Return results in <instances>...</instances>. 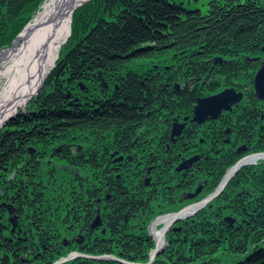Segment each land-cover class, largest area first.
I'll return each instance as SVG.
<instances>
[{
    "label": "trees",
    "instance_id": "1",
    "mask_svg": "<svg viewBox=\"0 0 264 264\" xmlns=\"http://www.w3.org/2000/svg\"><path fill=\"white\" fill-rule=\"evenodd\" d=\"M43 2L0 0V50ZM215 56L222 61L214 62ZM263 61L264 0H88L79 5L32 110L0 130V171H5L0 179L17 183L19 193L11 192L29 210L20 227L0 214V264H54L73 250L113 257L77 256L60 264L147 263L156 246L149 230L155 216L204 198L241 157L264 151V98L254 93ZM227 86L243 90L242 100L217 118L192 119L198 97ZM174 121L186 123L175 134L177 141L169 137ZM160 126L163 150L158 157L147 153L139 163L140 140ZM108 139L117 150L111 156L115 161L107 159L108 142L102 141ZM69 140L82 141L89 160L77 158V152L73 158L66 154L68 162L64 152L55 151ZM93 140L102 147L99 163L91 158ZM32 145L40 151L39 160L27 150ZM195 154L192 164L177 168ZM60 162L74 164L80 175L58 169ZM33 164L36 174L27 176ZM72 188L77 194L69 207L78 205L80 223L70 233L61 195ZM88 205L89 214L80 216ZM97 207L101 223L89 225ZM174 226L164 251L150 264H264V158L243 165L218 196ZM77 231L83 241L71 239Z\"/></svg>",
    "mask_w": 264,
    "mask_h": 264
},
{
    "label": "bare ground",
    "instance_id": "2",
    "mask_svg": "<svg viewBox=\"0 0 264 264\" xmlns=\"http://www.w3.org/2000/svg\"><path fill=\"white\" fill-rule=\"evenodd\" d=\"M86 0H46L9 47L0 50V128L42 87L67 39L73 9ZM259 158H251L250 163ZM170 215L158 218L168 222ZM155 235H160V230Z\"/></svg>",
    "mask_w": 264,
    "mask_h": 264
},
{
    "label": "flooded vegetation",
    "instance_id": "3",
    "mask_svg": "<svg viewBox=\"0 0 264 264\" xmlns=\"http://www.w3.org/2000/svg\"><path fill=\"white\" fill-rule=\"evenodd\" d=\"M175 123H181V122L174 121L172 127L170 128L169 137L173 141H177V137L180 135L179 133L182 132V130L184 129V127L186 125V123L184 122V126L182 127V129L178 133V136L175 137L176 135L172 133L173 132L172 130L174 128V124ZM166 128L169 129L168 126ZM161 132H162V126H160L159 129L156 132L152 131V132H150L148 134L146 133L144 135V138L142 140H140V144L142 145L141 150H143L144 152H143V154L139 155V157L141 158V159H139V163H141L143 160L148 159V155L155 154L156 157L159 156L158 152L163 150V134ZM152 133H153V135H151ZM137 139H138V137L135 138V141ZM102 142L103 143L108 142L107 145H104L105 149H108L109 152L111 153L110 156L107 157V159L110 160V161H115L116 160L115 157L111 158V156H113V155H115V153H117V150L114 151V150L111 149V146L113 145V142H110V139L104 140ZM91 143H92V155H91V158H92V160H95V162L97 161V163H99L98 162V160L100 158L99 154H100L101 149H102V147L100 146V140H93V141H91ZM167 145L169 146L170 144L167 143ZM28 148L31 149L32 160L33 159L39 160L40 158L38 156H36L38 154V152H40V151L37 150L38 149L37 146L36 145H32V146H30ZM54 149L57 152H62V153L64 152L63 153L64 155L68 154L71 158L75 157V154L77 152H78L77 153V158L84 157L85 160H89V158H90L89 156H86L85 153H83V142L82 141L69 140V141H66V142H61ZM147 153H148V155H147ZM40 156L42 157L43 155H40ZM50 156H54L53 152L50 153ZM118 157H119V159L122 160L124 158V155L120 154ZM128 158L130 160H132L133 159V154H128ZM45 159L47 161L52 160L51 157H45ZM153 159H156V158L153 157ZM65 160L68 161V162L72 161L70 158H67V155H66ZM68 162H60L57 165V168L58 169L67 170V171L71 172V174L76 175V176L80 175L79 168L77 166H75L74 164H70ZM74 162H76V161H74ZM60 165H64V167H60ZM65 166H73V167L76 168L77 171L75 172L72 168H68V167H65ZM31 168H32V171H31V173L27 172V176H30V175L34 176L36 174L35 171H34V164L31 165ZM109 170L112 171V168H109ZM95 171L97 173L96 177H98L99 176L98 175L99 170L95 169ZM13 172H14V175L12 176L11 179L15 180L19 172H18L17 169L14 170ZM4 173H5V171H0V176H2ZM51 173L52 174L55 173V170H54L53 167L51 168ZM72 180H77V178H73ZM146 180H149V178H146ZM16 184H17L16 182H13V184H9L8 180L2 181L0 179V214L7 213V216L9 218V220H11L15 226H19L20 227L21 225L24 226V221H25V217H26L25 215H26V212L29 211V210H27L23 206L21 207V204L19 202L17 203V201H16L17 199H16V196L14 195V193L11 192V191H13V192L15 191L17 193L21 189L20 187H16L15 188ZM72 187H75V185L72 184ZM63 189L65 190L66 187H64ZM98 190H99L98 183H96L95 184V188H94V193L96 195L95 202L99 201V197H97ZM75 193H76V190H74V188H72V189H70L68 191V193H67L68 195L67 196H62L61 195L62 199H64L65 206H67V209H68L67 214L65 215L64 221L69 223V226L71 228L70 231H69L70 233L73 230H76V227L80 223V219L76 218V215H75L76 207L78 205L77 206L72 205L71 207H69L71 205V202L75 201V196L77 194V193L76 194ZM88 208L89 207H86V209H85L86 212L85 211L83 213L81 212L80 216L84 217V215L85 216H86V214L88 215L89 214V213H87ZM96 212H97V214H96L94 219H96L98 214L100 215V208L99 207H97V211ZM28 216H30V215H28ZM28 222H30V221H28ZM94 230H97V228L94 229ZM76 233L78 235H76L74 237L72 236L71 239L72 240L83 241V239L85 237L84 234H82L81 231H79V232L77 231Z\"/></svg>",
    "mask_w": 264,
    "mask_h": 264
},
{
    "label": "water",
    "instance_id": "4",
    "mask_svg": "<svg viewBox=\"0 0 264 264\" xmlns=\"http://www.w3.org/2000/svg\"><path fill=\"white\" fill-rule=\"evenodd\" d=\"M86 1H88V0H86ZM78 6H76L72 12H74V10ZM212 60L214 62H218V61H222V58L220 56H215V57H213ZM254 93L258 98H260V99L264 98V61L261 63V65L259 66V68L257 69V71L255 73ZM243 96H244L243 90H237L234 86H227V87L223 88L222 90H220L216 93L198 97L196 102L193 105L192 119L197 121V122H203L207 119L217 118L218 116L221 115L223 110H231L232 106L234 104L238 103L239 101H241ZM19 114H21V113L16 112V115H19ZM14 116L15 115H12V117H14ZM183 126H184V122L175 123L174 128L172 130L173 131L172 133L178 134ZM27 150L31 152L30 148H27ZM254 157H256V158L264 157V151L249 153V154L241 157L235 164H233L229 168L228 173L225 175V177L223 178L221 184L217 187V189L215 191H213L212 193L208 194L207 196H205L204 198H202L201 200L189 203L188 205L182 207L181 209H179L177 211L162 214L161 216L170 215L171 217H170L169 221L165 224V226L162 228L160 235L155 239L156 247L151 251L150 260L147 263H141V262H128V263L129 264H150L153 261V259L155 258V256L159 252L164 250L165 245H166L165 244L166 243L165 232L171 226V223H173L176 220L182 219L184 217H189L194 212H196L198 209L203 207L209 200H211L215 195H217L225 187L228 179H230V177L237 170H239L243 165L250 163L249 160L251 158H254ZM197 158H198V154L193 155L189 158H186L177 166V168L178 169L186 168L190 164H192V162L194 160H196ZM60 167H64V165H60ZM65 167L72 168L75 172L77 171L76 168L73 166H65ZM13 175H14V172L10 175V177H12ZM200 189L201 188L198 187L197 191L194 194L199 192ZM194 194H189V195L193 196ZM159 217H160V215H159ZM228 219L231 220L229 217H228ZM94 222H95V225L100 223V215L99 214L96 217ZM12 230H14V227L12 228ZM80 254H83V253L73 251L70 254H68L66 257H62L61 259L57 260L54 264H60L61 262L66 261V260H68V259H70L76 255H80ZM96 257L101 258V257H113V256L110 254H104V255L96 256Z\"/></svg>",
    "mask_w": 264,
    "mask_h": 264
},
{
    "label": "rangeland",
    "instance_id": "5",
    "mask_svg": "<svg viewBox=\"0 0 264 264\" xmlns=\"http://www.w3.org/2000/svg\"><path fill=\"white\" fill-rule=\"evenodd\" d=\"M45 1H46V0H44V2H45ZM44 2H43V3H44ZM43 3H42V5H43ZM42 5L40 6V9L42 8ZM40 9H39V10H40ZM39 10H38V11H39ZM38 11H37V12H38ZM36 14H37V13H36ZM70 32H71V28H70ZM69 35H70V33H69ZM69 35H68V37H69ZM68 37H67V39H68ZM67 39L65 40V42L67 41ZM65 42H64V43H65ZM12 43H13V42H12ZM12 43H11V44H12ZM64 43H63V44H64ZM11 44H10L9 46H11ZM63 44L61 45V47L63 46ZM9 46H7V47H9ZM4 48H5V47H4ZM60 49H61V48H60ZM1 50H2V49H1ZM59 54H60V50H59L58 56H57V58H56V61H55V63H54V66H53V68L49 71L47 77L45 78V80H44V82H43V84H42V87H41V88L38 90V92L33 96V98L30 99V100L28 101V103H27L25 106H22V107H20V108L17 110V113L20 112V113H21L20 115H25V113H27V112L29 113L30 110H32V104L35 102V97H37V95H38L42 90H44V87H45V81H46V79L49 77V75L52 73L53 69L55 68V66H56V64H57V60H58ZM4 83H5V80H4L3 78H0V89H1V87L3 86ZM14 115H15L14 117L9 116V117L7 118V120H6V122L4 123V125H5V124L8 125L9 122H10L13 118H15L16 116H18V115H16V114H14ZM5 126H6V125H5ZM1 129H2V127L0 128V130H1ZM246 155H247V154H246ZM261 158H264V157H261ZM259 159H260V158H259ZM257 161H258V159L255 160V162H257ZM255 162H252V163H255ZM252 163H247V164H252ZM228 170H229V169H227L226 173H225L224 176L222 177V179H221L220 183L218 184V186L221 184L223 178H224L225 175L228 173ZM237 171H238V170H237ZM237 171H236V172H237ZM236 172L230 177V179H228V181H227L225 187H226V186L228 185V183L231 181V179H232L233 176L236 174ZM218 186H217V187H218ZM198 187H199V188H202L201 184H199ZM198 187H197V188H198ZM217 187H216L213 191H215V190L217 189ZM225 187H224V188H225ZM224 188H223V189H222L217 195H215L213 198H215L216 196H218V195L224 190ZM196 190H197V189H196ZM196 190H195V191H196ZM213 191H212V192H213ZM212 192H211V193H212ZM193 193H195V192H193ZM197 193H198V192H197ZM189 194H192V193H189ZM209 194H210V193H209ZM206 196H207V195H206ZM213 198H212V199H213ZM212 199H211V200H212ZM200 200H201V199H200ZM211 200H209V201H211ZM209 201H208V202H209ZM208 202H207V203H208ZM207 203H206V204H207ZM206 204H205V205H206ZM187 205H188V204H187ZM205 205H204V206H205ZM86 206H87V205H86ZM185 206H186V205H185ZM204 206H203V207H204ZM88 207H89V205H88ZM183 207H184V206H183ZM203 207H201L200 209H202ZM180 209H181V208H180ZM200 209H198L196 212H194V213H193L192 215H190V216L195 215V213H197ZM171 212H173V211H171ZM166 213H170V212H166ZM166 213H161V214H158L157 216H155V217L153 218V220L151 221L150 225H149L150 233H151V235L153 236L154 239L157 238L156 235H155V233H154V232H155L154 229H156V230H160V232H161L162 228L165 226V224H166L167 222L161 221V222L156 223L155 225H154V223H155L156 220H158V218L163 217V216H161L162 214H166ZM159 215H160V217H159ZM190 216H189V217H190ZM185 218H188V217H184V218H182V219H185ZM182 219L176 220V221H174L173 223H171V226H170V227L168 228V230L165 232V240H166V243H165V244L169 243V241L166 239V235H167V233L169 232V230H171L172 227H175L174 225H175L178 221H180V220H182ZM93 220L95 221V219H93ZM94 221L90 222V224L93 223V225L96 226ZM168 221H169V220H168ZM100 223H101V218H100ZM90 224H89V225H90ZM179 227H180V226H179ZM94 229H96V228H94ZM94 229H92V230H94ZM155 247H156V246H155ZM155 247H154V248H155ZM154 248H153V249H154ZM153 249H152V250H153ZM73 251H74V252H80L79 250H73ZM73 251H71V252H73ZM163 251H164V250H163ZM163 251H162V252H163ZM71 252H70V253H71ZM70 253H69V254H70ZM80 253H81V252H80ZM159 253H161V252H159ZM159 253H158V254H159ZM158 254H157V255H158ZM77 256H86V257H87V256H88V257L90 256V257H96V256H93V255L84 254V253H83V254H80V255H76V256H74V257H77ZM97 256H100V255H97ZM64 257H66V256H64ZM74 257H72V258H74ZM60 259H61V258H60Z\"/></svg>",
    "mask_w": 264,
    "mask_h": 264
}]
</instances>
